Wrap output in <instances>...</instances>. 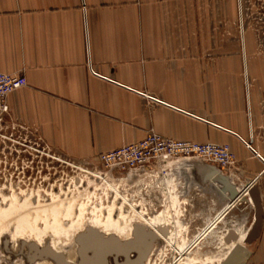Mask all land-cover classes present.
I'll use <instances>...</instances> for the list:
<instances>
[{
	"label": "crops",
	"instance_id": "0c3cea01",
	"mask_svg": "<svg viewBox=\"0 0 264 264\" xmlns=\"http://www.w3.org/2000/svg\"><path fill=\"white\" fill-rule=\"evenodd\" d=\"M221 23L222 0H0V73L26 81L7 97L8 118L74 159L137 143L150 128L228 145L252 177L263 164L240 142L250 124L242 71L222 70ZM146 95L163 105L148 110ZM249 109L253 126L263 124ZM256 152L264 159L263 144ZM196 165L182 179L189 189L196 170L205 190L211 169L219 173ZM257 189L258 226L242 264H264V175Z\"/></svg>",
	"mask_w": 264,
	"mask_h": 264
},
{
	"label": "rangeland",
	"instance_id": "374dc122",
	"mask_svg": "<svg viewBox=\"0 0 264 264\" xmlns=\"http://www.w3.org/2000/svg\"><path fill=\"white\" fill-rule=\"evenodd\" d=\"M220 25L222 70L242 71L240 81L250 124L247 138L240 142L245 148L247 144L257 150L264 145V123L253 126L249 108L256 107L257 116L264 122V0H222ZM145 97L148 110L163 105L155 98ZM148 132L156 133L153 128ZM231 153L232 160L223 174L210 172L205 190V177L196 170L194 185L187 189L182 179L187 176L185 167L202 164L198 160L173 158L156 161L151 170L139 171L129 178L112 175L98 163L99 156L65 157L44 143L36 129L6 118L0 124V264H34L35 261H28L31 249L26 251L27 236L34 244L35 232L44 233L49 247L54 239L51 229H67L71 224L78 232L61 236L66 240L62 261L49 259L53 264H63L69 255L74 258L73 264H88L87 258L93 262L99 254L89 250L84 258L79 249L84 240L98 236L96 230H89L91 221L104 222L109 213L118 224L135 223L142 228L139 232L153 236L150 249L147 247L138 264H242L244 245L248 247L258 226L257 181L264 175V166L258 174L246 176L242 164ZM224 204V214L221 211L214 218ZM121 214H125V219L119 218ZM209 217L210 221L204 220ZM19 226L25 233L21 248L7 258L11 235ZM231 230H238L236 238H245L239 243L231 242L235 239L225 243L223 237ZM144 241H135L134 249L127 254L130 260L139 257ZM236 250L239 252L230 260V253ZM35 251L41 258L42 249ZM105 251V264H125L124 255L117 256L106 248Z\"/></svg>",
	"mask_w": 264,
	"mask_h": 264
},
{
	"label": "built area",
	"instance_id": "2783aa9c",
	"mask_svg": "<svg viewBox=\"0 0 264 264\" xmlns=\"http://www.w3.org/2000/svg\"><path fill=\"white\" fill-rule=\"evenodd\" d=\"M25 86L26 81L23 76L0 73V124L9 115L6 102L8 95ZM246 148L264 166V159L257 154L256 150L247 144ZM173 158H182L188 161L195 159L202 164L212 162L217 173L220 174L232 160V153L228 145L174 141L165 139L154 132H148L143 140L103 153L97 160L112 175H123L129 178L139 171L151 170V165L156 161Z\"/></svg>",
	"mask_w": 264,
	"mask_h": 264
},
{
	"label": "bare ground",
	"instance_id": "6f19581e",
	"mask_svg": "<svg viewBox=\"0 0 264 264\" xmlns=\"http://www.w3.org/2000/svg\"><path fill=\"white\" fill-rule=\"evenodd\" d=\"M133 209H135V208H133ZM130 210H132V209H130ZM119 218L125 219V214H121ZM149 224H152V223H149ZM89 227H90L89 230H94V231L96 230L98 233V236L97 235L93 236L94 238L100 239L99 237H101V238H105L107 240L110 239V240L116 241V242H117V240H120V242L122 244L129 243V242L131 243L133 241V239H135V237H137V235L139 233V229L141 228L140 225H137L135 223L125 222L124 224L120 225V224H118L117 220L112 218L111 213L108 214V216L106 217L104 222H100L99 220H92ZM166 229H167V226H166ZM89 230H87V231L89 232ZM159 230H161V229L159 228ZM51 231H52L51 234L54 237V239L50 240V242H49L50 246L49 247L46 246V244H45L46 235H44V233L35 232V236H34L35 237V243L34 244L30 243V242H32L30 235L27 236L26 242H28V243L26 244L27 245L26 251H29L30 248H34L35 250L39 249V248L42 249V251H40L42 257L39 258L38 260H36L34 264H53L52 260H50L49 258H53V259H57L58 261H62V258H63L62 255L64 254V251H65L64 245L66 243V240L62 239L61 236L62 235L66 236L67 234H69V232H71L73 235L78 232V230L77 231L74 230V224H71L67 229L63 228L62 226H59L56 229L52 228ZM141 231L143 232V230H141ZM143 233L145 235L150 234V233H146V232H143ZM157 233H159V232H157ZM154 234H155V232H154ZM24 235H25V233L23 232V228H21L20 226L17 228V230L15 232L12 233L10 243H9V249H8L10 255H7V258L11 257L12 254H17L18 249L21 248V244H22L21 242L23 240L22 236H24ZM159 235H160V233H159ZM159 235H157V236H159ZM81 236H83V235H81ZM111 237H113V238L115 237V238L111 239ZM244 238H245L244 236H242V237L237 236V238H235V240H233L231 242L232 243H239ZM157 239H159V237ZM76 241H79V240L77 239ZM149 249H150V247H149ZM71 257L69 255H67V257H65V259L63 261V264H73L74 258L72 259ZM21 261H22V258L18 259V263H20Z\"/></svg>",
	"mask_w": 264,
	"mask_h": 264
},
{
	"label": "water",
	"instance_id": "95a60500",
	"mask_svg": "<svg viewBox=\"0 0 264 264\" xmlns=\"http://www.w3.org/2000/svg\"><path fill=\"white\" fill-rule=\"evenodd\" d=\"M212 174H214V169H211ZM145 239L144 243H143V251L138 252L139 253V257L136 260H130L128 257V252L132 251V249H134V246L136 245V240L137 239ZM137 239L134 242H129V243H125V244H120V242H116V241H103V240H99L97 238H89L86 239L82 242L83 247L80 250V252H82V255L84 256V258H87L86 254L89 250L93 251L96 254L95 258H93V262L87 258L86 261L88 264H105L104 263V256L106 253V250H109L110 252H112L115 255H124L125 256V264H138L139 261L145 256V252L147 247H149L153 236L151 234L149 235H145L143 232H139L137 235ZM235 239L234 233L233 232H229L226 236V238L224 239V241L226 243H228L230 240ZM93 246V248H92ZM31 252L30 255H28V261H36L39 258V252L35 251L34 248H30ZM239 250H236L234 253H230V257H228L230 260H233L234 258V254L238 253ZM48 256V255H47ZM246 257V254H245ZM244 257V259H245ZM100 259V260H99ZM243 259V260H244ZM52 260L54 262H56L55 259L52 258ZM97 261V262H94Z\"/></svg>",
	"mask_w": 264,
	"mask_h": 264
}]
</instances>
